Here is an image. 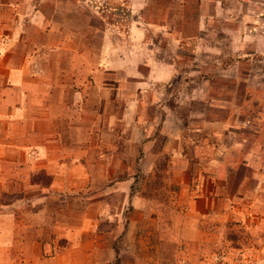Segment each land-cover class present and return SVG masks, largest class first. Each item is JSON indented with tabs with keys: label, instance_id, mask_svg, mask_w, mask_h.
<instances>
[{
	"label": "rangeland",
	"instance_id": "rangeland-1",
	"mask_svg": "<svg viewBox=\"0 0 264 264\" xmlns=\"http://www.w3.org/2000/svg\"><path fill=\"white\" fill-rule=\"evenodd\" d=\"M148 2L0 9V264H264V0Z\"/></svg>",
	"mask_w": 264,
	"mask_h": 264
},
{
	"label": "crops",
	"instance_id": "crops-1",
	"mask_svg": "<svg viewBox=\"0 0 264 264\" xmlns=\"http://www.w3.org/2000/svg\"><path fill=\"white\" fill-rule=\"evenodd\" d=\"M42 1H47V0H42ZM80 1V0H78ZM149 0H129V3H130V7L133 8V10L135 12L139 11L140 9H145L146 6L148 5V2ZM31 6H33V0H0V9L3 10V9H11L12 11H15V13H13V16H16L18 15L20 18L22 17L23 18V23L24 24L26 21H30V15L28 16V14H33V9L30 11V12H24L27 8H31ZM35 7V5H34ZM36 9V8H35ZM137 10V11H136ZM37 17V16H35ZM43 24V23H42ZM2 25H4L2 23ZM21 25V24H20ZM44 25V24H43ZM55 25V23H54ZM45 27V26H44ZM46 29V28H44ZM51 28H48V30H50ZM57 29L59 31H64L66 28L64 25H58L57 24ZM135 30V34L137 35V37L139 38L140 37V32L139 30L136 28H134ZM7 42V41H6ZM2 44H5V42H3ZM103 45L101 47V51H100V63L101 65H103V61H102V56H103ZM79 55H81V53H78ZM83 59L85 58V55H83ZM80 58V57H79ZM83 59L80 60V61H77V62H74V64H77L78 66V69L79 71L81 70V68H84V65H83ZM117 61H114L112 60L111 63H114L117 65ZM151 63V62H149ZM73 64V63H72ZM158 65H156V62H152L150 64V75L149 77L155 82V81H167L169 79H171L173 73H174V68H173V65L168 61V62H162V63H158ZM23 66V65H22ZM82 66V67H80ZM21 67V65H20ZM124 68V65L122 66ZM126 70V69H125ZM10 75H17L18 72H21L20 71V68L19 67H11L10 68ZM74 79V78H72ZM156 83V82H155ZM50 91H48L49 93ZM135 102H132L129 104V106L131 108L134 107ZM139 105V103H138Z\"/></svg>",
	"mask_w": 264,
	"mask_h": 264
}]
</instances>
